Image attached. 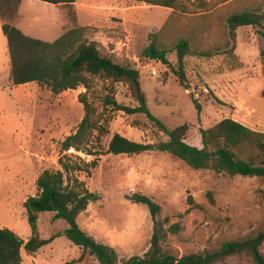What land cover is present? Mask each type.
Instances as JSON below:
<instances>
[{
  "label": "rangeland",
  "instance_id": "1",
  "mask_svg": "<svg viewBox=\"0 0 264 264\" xmlns=\"http://www.w3.org/2000/svg\"><path fill=\"white\" fill-rule=\"evenodd\" d=\"M176 1L178 7L172 9L132 0H77L91 7L81 13L87 40L96 42L102 55L139 70L149 111L168 128L187 124L185 142L201 147L200 128L228 117L264 132V56L260 55L264 21L263 29L237 28L234 39L227 25L234 13L261 12L264 0ZM31 6L28 14L55 16V24L49 20L36 23L29 36L51 41L60 31L77 25L71 6ZM90 17L94 24L88 26ZM29 19L24 13L21 22ZM151 41L164 47L168 63L175 68V47L180 41L187 42L190 52L184 72L188 88L179 84L163 61L140 58ZM115 48L118 52H111ZM5 60L10 67L0 28V227L14 230L28 241L32 232L24 202L37 193L36 179L44 170H62L66 163L72 168L65 173V181L99 197L78 215V226L112 246L120 261L142 256L153 232L148 207L129 199L134 193L161 206L158 219L182 226L163 243L164 251L176 258L212 252L225 241H242L264 232L263 177L194 170L167 152L107 153L115 133L141 143L167 140L143 113L128 114L106 103L112 97L119 104L136 106L125 84L93 77L88 90L79 86L54 94L34 82L13 85L3 71ZM80 95L92 105L94 120L106 129L103 134L92 132L85 145L90 154L61 147L84 116ZM37 226L39 237L48 239L62 233L68 224L54 218L53 212H42ZM80 255L81 249L62 234L35 252L22 250L26 264H100L94 256ZM217 264L253 262L240 254Z\"/></svg>",
  "mask_w": 264,
  "mask_h": 264
},
{
  "label": "trees",
  "instance_id": "2",
  "mask_svg": "<svg viewBox=\"0 0 264 264\" xmlns=\"http://www.w3.org/2000/svg\"><path fill=\"white\" fill-rule=\"evenodd\" d=\"M53 5L70 6L76 0H40ZM148 5L176 9V0H132ZM227 1V0H223ZM21 0H0L1 31L6 38L10 59V80L13 85L37 83L44 85L54 94L74 90L83 86L88 90L93 77H99L111 83L126 85L137 105L129 107L119 104L114 98L107 97L106 103L114 109L128 114L143 113L155 127L167 136V140L157 143H141L130 140L118 133L111 137L107 153L139 154L147 151L167 152L184 161L194 170H213L216 173H228L247 177L264 178V132L253 130L230 117L223 118L209 128H200L202 146H194L184 141L188 125L182 124L168 128L163 121L151 114L147 106L146 94L142 89L139 70L129 63H118L113 57L102 55L96 42L86 38V27L74 26L63 32L53 41H46L26 35L13 24L18 15ZM264 5L261 12L244 11L234 13L227 18L228 33L235 38L236 30L243 26L262 27ZM177 68L168 63L167 51L160 44L151 41L143 49L140 58L161 60L169 66L179 84L188 88L184 72V60L189 54L186 41H180L176 47ZM264 56V49L260 51ZM83 104L84 116L76 131L68 135L61 143L63 150L73 148L87 152L85 145L93 131L103 134L106 129L93 118V107L84 95L79 96ZM196 107L200 109L197 103ZM90 154V153H89ZM92 167L96 162L91 163ZM62 170H44L36 179L37 193L24 202L27 222L32 237L24 242L14 230L0 227V264H26L22 260V250L35 252L50 243L59 235L66 236L81 249L80 258L85 254L94 256L100 264H217L233 255L246 254L253 264H264V232L242 240L223 242L219 249L212 252L193 253L176 258L163 249V243L169 235L177 234L182 226L168 223V219H158L161 206L150 197L134 193L130 196L133 203L148 207L153 221V232L149 246L142 256L134 255L119 260L115 249L97 241L77 224V217L83 213L90 202L99 197L92 192L82 191L65 181V173L71 170L69 164H62ZM193 204L192 197L187 198ZM53 212L54 218L64 219L68 227L48 239L38 235V214Z\"/></svg>",
  "mask_w": 264,
  "mask_h": 264
},
{
  "label": "crops",
  "instance_id": "3",
  "mask_svg": "<svg viewBox=\"0 0 264 264\" xmlns=\"http://www.w3.org/2000/svg\"><path fill=\"white\" fill-rule=\"evenodd\" d=\"M32 4H41L43 7H45V8H53V9H56V8H58V7H56V6H66V5H53V4H50V3H47V2H43V1H40V0H21V3H20V5H19V8H18V15H17V17L15 18V20L13 21V24L15 25V26H17V27H19V29L20 30H22V32H24V33H26V35L27 34H29V35H32V33H33V29H34V25L36 24V23H40V22H42V21H48L49 20V24H55V16L52 18H48L47 17V15H45V14H42V13H29L28 14V9L29 10H31V8H32ZM71 6V8L74 10V14H75V22L77 23V25H75V26H82V27H86L87 28V26H85L84 25V23H82L81 22V13L83 12V11H85V10H89V8L91 9V7H86L85 5H82L81 4V2L79 3V2H77V0L73 3V4H71L70 5ZM82 9V10H81ZM100 10V9H99ZM105 10H107V9H105ZM105 10H103V11H105ZM24 13L28 16V17H30V19L26 22V23H22L21 22V19H22V17H23V15H24ZM90 18H92V20H91V22L88 24V26H91V25H93L94 24V21H93V17H90ZM89 18V19H90ZM1 20H0V28H1ZM63 32L62 31H60L59 32V36L62 34ZM59 36H56V38H58ZM32 37V36H31ZM55 38V39H56ZM95 38H101V37H99V36H97V37H95ZM6 39V38H5ZM54 38H53V40H55ZM53 40H51V41H53ZM99 40V39H98ZM6 48H7V42H6ZM7 52H8V50H7ZM111 52H118L117 51V48H115V49H113ZM9 55V54H8ZM9 62H10V59H9ZM3 65H4V69H3V71H4V73H5V75L6 76H8L9 75V78H10V67L8 66V61L7 60H5L4 61V63H3ZM28 84V83H27ZM233 119V118H232ZM234 120H236V119H234ZM237 121V120H236ZM240 122V121H239ZM241 123V122H240ZM242 124H244V123H242ZM245 125V124H244ZM245 126H247V125H245ZM248 127V126H247ZM249 128H251V129H254V127H252V126H249Z\"/></svg>",
  "mask_w": 264,
  "mask_h": 264
},
{
  "label": "built area",
  "instance_id": "4",
  "mask_svg": "<svg viewBox=\"0 0 264 264\" xmlns=\"http://www.w3.org/2000/svg\"><path fill=\"white\" fill-rule=\"evenodd\" d=\"M152 74H154V75H155V74H156V71H155V70H154V71H152Z\"/></svg>",
  "mask_w": 264,
  "mask_h": 264
}]
</instances>
